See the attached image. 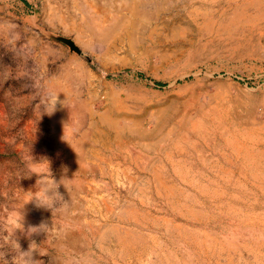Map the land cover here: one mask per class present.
I'll return each instance as SVG.
<instances>
[{
	"label": "rangeland",
	"instance_id": "rangeland-1",
	"mask_svg": "<svg viewBox=\"0 0 264 264\" xmlns=\"http://www.w3.org/2000/svg\"><path fill=\"white\" fill-rule=\"evenodd\" d=\"M251 1L0 0V264H264Z\"/></svg>",
	"mask_w": 264,
	"mask_h": 264
},
{
	"label": "clouds",
	"instance_id": "clouds-1",
	"mask_svg": "<svg viewBox=\"0 0 264 264\" xmlns=\"http://www.w3.org/2000/svg\"><path fill=\"white\" fill-rule=\"evenodd\" d=\"M58 102H60L58 93H51V92L48 93L46 96L42 98L40 105H38V110L40 111V115L46 114L51 116L57 110L56 106ZM62 103L64 104V101ZM43 161H47V160H41L39 163H35V164L39 165ZM47 165L48 167L46 172L39 171L33 173V175L37 177V180L35 184V191H31V190L28 191L30 196L29 202L35 201L37 207H45L48 209H53L57 206L58 202L62 201L63 198L58 192V188L60 185L53 179L52 173L49 170L48 161H47ZM39 230H45V229L42 228ZM30 231L36 232L38 231V229L31 228ZM28 253L29 252L22 254L27 256Z\"/></svg>",
	"mask_w": 264,
	"mask_h": 264
},
{
	"label": "bare ground",
	"instance_id": "bare-ground-1",
	"mask_svg": "<svg viewBox=\"0 0 264 264\" xmlns=\"http://www.w3.org/2000/svg\"><path fill=\"white\" fill-rule=\"evenodd\" d=\"M94 1H95V0H94ZM96 1H98V0H96ZM99 1H100V0H99ZM106 1H108V0H106ZM250 1H251V0H250ZM109 2H110V1H109ZM251 2H252V1H251ZM256 2H257V1H256ZM262 2H263V0H262ZM262 2H260V3H262ZM106 3H107V2H106ZM112 3H113V2H112ZM247 3H248V1H247ZM102 4H103V3H102ZM109 4H110V3H109ZM109 4H108V5H109ZM248 4H249V3H248ZM258 4H259V3H258ZM242 5H243V4H242ZM253 5H254V4H253ZM253 5H252V6H253ZM246 6H247V5H246ZM246 6H245V7H246ZM256 6H257V5H256ZM103 7H104V6H103ZM109 7H110V6H109ZM237 7H238V6H237ZM258 7H259V6H258ZM94 9H95V8H94ZM235 9H236V8H235ZM235 9H234V10H235ZM246 9H247V8H246ZM254 9L256 10L255 7H254ZM241 10H242V9H241ZM96 11H97V10H96ZM235 11H237V10H235ZM247 11H248V10H247ZM226 12H227V11H226ZM254 12H255V11H254ZM236 13H237V12H236ZM256 13H258V8H257V12H256ZM236 15H237V14H236ZM238 15H239V14H238ZM248 15H249V14H248ZM259 15H260V14H259ZM262 15H263V14H262ZM208 16H209V14H208ZM210 16H211V15H210ZM231 16H232V15H231ZM246 16H247V15H246ZM223 17H224V16H223ZM228 17H229V16H227V18H228ZM240 17H241V16H240ZM263 17H264V16H263ZM220 18H221V17H219V19H220ZM225 18H226V17H225ZM229 18H230V17H229ZM229 18H228V19H229ZM246 18H247V17H246ZM212 19H213V18H212ZM216 19H217V18H216ZM223 19H224V18H223ZM260 19H261V18H260ZM104 20H105V19H104ZM214 20H215V19H214ZM242 20H244V19H242ZM96 21H97V20H96ZM224 21H225V20H224ZM254 21H256V20H254ZM218 22H219V21H218ZM220 22H221V21H220ZM226 22H227V20H226ZM226 22H225V23H226ZM256 22H258V21H256ZM128 23H129V22H128ZM128 23H127V24H128ZM213 23H214V22H213ZM221 23H222V22H221ZM227 23H228V22H227ZM102 24H103V23H102ZM105 24H106V23L104 22V25H105ZM115 24H116V23H115ZM209 24H210V23H209ZM222 24H223V23H222ZM232 24H233V23H232ZM239 24H240V23H239ZM242 24H244V22H243ZM130 25H131V23H130ZM133 25H134V24H133ZM217 25H218V24H217ZM219 25H220V24H219ZM219 25H218V26H219ZM253 25H254V24H253ZM224 26H225V25H224ZM229 26H231V25H229ZM212 27H213V26H212ZM247 27H248V26H246V28H247ZM213 28H214V27H213ZM217 28H218V27H217ZM223 28H224V27H223ZM226 28H227V27H226ZM230 28H232V27H230ZM125 30H127V29H125ZM208 30H209V29H208ZM240 31H242V30H240ZM232 34H233V33H232ZM114 124H115V123H114ZM240 146H241V145H240ZM254 151H255V150H254ZM241 154H243V153H241ZM257 156H258V155H257ZM242 157H243V156H242ZM245 158H246V157H245ZM254 158H255V157H254ZM246 159H247V158H246ZM258 160H259V159H258ZM263 162H264V161H263ZM261 164H262V163H261ZM256 165H257V164H256ZM246 166H247V165H246ZM252 166H253V165H252ZM258 166H259V165H258ZM259 168H260V167H259ZM261 168H262V167H261ZM255 169H256V168H255ZM255 169H254V170H255ZM263 169H264V168H263ZM263 169H262V170H263ZM252 170H253V167H252ZM252 170H251V171H252ZM260 170H261V169H260ZM256 172H257V171H256ZM263 177H264V175H263Z\"/></svg>",
	"mask_w": 264,
	"mask_h": 264
},
{
	"label": "water",
	"instance_id": "water-1",
	"mask_svg": "<svg viewBox=\"0 0 264 264\" xmlns=\"http://www.w3.org/2000/svg\"><path fill=\"white\" fill-rule=\"evenodd\" d=\"M57 39H60V40L64 41L65 43H68V44L74 46L73 41L70 40V39H67V38H64V37H57ZM74 47H75V46H74Z\"/></svg>",
	"mask_w": 264,
	"mask_h": 264
}]
</instances>
